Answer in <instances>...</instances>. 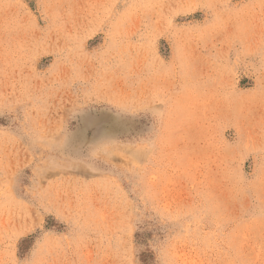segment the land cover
<instances>
[{
    "label": "rangeland",
    "instance_id": "rangeland-1",
    "mask_svg": "<svg viewBox=\"0 0 264 264\" xmlns=\"http://www.w3.org/2000/svg\"><path fill=\"white\" fill-rule=\"evenodd\" d=\"M0 264H264V0H0Z\"/></svg>",
    "mask_w": 264,
    "mask_h": 264
},
{
    "label": "bare ground",
    "instance_id": "bare-ground-1",
    "mask_svg": "<svg viewBox=\"0 0 264 264\" xmlns=\"http://www.w3.org/2000/svg\"><path fill=\"white\" fill-rule=\"evenodd\" d=\"M82 18V17H81Z\"/></svg>",
    "mask_w": 264,
    "mask_h": 264
}]
</instances>
